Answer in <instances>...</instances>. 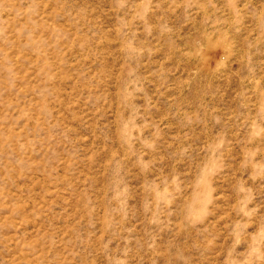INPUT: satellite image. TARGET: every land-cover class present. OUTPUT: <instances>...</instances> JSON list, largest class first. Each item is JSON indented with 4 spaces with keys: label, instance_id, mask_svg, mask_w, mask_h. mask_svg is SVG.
<instances>
[{
    "label": "rangeland",
    "instance_id": "374dc122",
    "mask_svg": "<svg viewBox=\"0 0 264 264\" xmlns=\"http://www.w3.org/2000/svg\"><path fill=\"white\" fill-rule=\"evenodd\" d=\"M0 264H264V0H0Z\"/></svg>",
    "mask_w": 264,
    "mask_h": 264
}]
</instances>
